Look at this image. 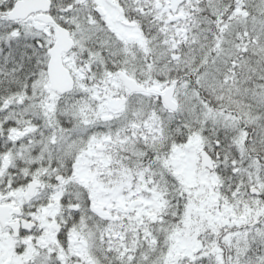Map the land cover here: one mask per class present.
<instances>
[{"label":"snow or ice","instance_id":"snow-or-ice-1","mask_svg":"<svg viewBox=\"0 0 264 264\" xmlns=\"http://www.w3.org/2000/svg\"><path fill=\"white\" fill-rule=\"evenodd\" d=\"M0 264H264V0H0Z\"/></svg>","mask_w":264,"mask_h":264}]
</instances>
